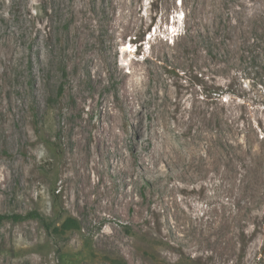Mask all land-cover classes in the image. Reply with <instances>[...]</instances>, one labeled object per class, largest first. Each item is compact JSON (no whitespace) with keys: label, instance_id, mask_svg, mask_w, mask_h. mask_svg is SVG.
<instances>
[{"label":"rangeland","instance_id":"374dc122","mask_svg":"<svg viewBox=\"0 0 264 264\" xmlns=\"http://www.w3.org/2000/svg\"><path fill=\"white\" fill-rule=\"evenodd\" d=\"M205 114L257 191L230 201L218 257L160 202L173 163L153 167L144 145L160 117L187 140ZM203 179L176 192L185 210L208 206ZM31 211L81 229L4 220L0 264H264V0H0V214Z\"/></svg>","mask_w":264,"mask_h":264},{"label":"bare ground","instance_id":"6f19581e","mask_svg":"<svg viewBox=\"0 0 264 264\" xmlns=\"http://www.w3.org/2000/svg\"><path fill=\"white\" fill-rule=\"evenodd\" d=\"M212 117H213L212 114L210 115L205 114L203 121L201 122V125L199 126V129H196L198 131L195 132L191 136V138L187 140H183V139L178 140V137H176L175 135L176 133L174 132L175 131L177 132L179 128L177 129L176 127H174L171 124L168 117H160L158 122L154 124L152 134L146 136L147 142L144 145L150 147V149L147 147L149 149L147 152V156L150 160L148 162H150L153 165V167L156 168V165H158L160 161L164 159L170 160L171 163H173V170L170 173V179L173 184H171V186L168 185V188L166 191L167 194H165L166 192L164 194H161V193L159 194L160 202L164 204L170 210L172 214V218L174 217L180 218L178 221L181 220V223L183 225L182 230L188 233L186 236L189 235L190 243H192L196 249L209 250L215 253L216 256L218 257L219 254L223 253L226 250L224 244L222 243L223 241L219 240L221 233L231 226L236 227L235 225L237 224L238 219H239L238 218L239 213H240L239 209L238 211L237 209L235 211H233L234 209L231 210V208L229 207L230 201L234 203V202L241 201V199H243L244 197L246 199L250 198V195L254 193L253 188L255 185L253 186L254 175H252L251 173L253 168H249L248 170L245 169L247 171L243 170L245 171V173H242L238 171V168L234 164H232L231 162L229 163L227 160H226L227 166H224L222 164V162L224 161V160L223 161L221 160L223 155L221 154L222 152H220L219 154V147L217 145V141H219V137L214 138L213 136L215 132H213L214 134L212 135L211 130H210ZM135 147L136 145L134 146V148ZM135 150L137 149L135 148ZM250 165H251V162H250ZM121 169L123 170L125 177H128V179L129 177L133 179L135 176H138V174L141 173L139 169L138 170L134 169V167L131 168L129 164L128 165L125 164L124 166H122ZM158 170L159 168L157 169V171ZM203 178L211 179V181L213 182L214 190H215L214 191L212 189L213 190L212 192L214 193H211V194L206 193L204 196L203 200L207 202L206 204L208 206L207 207L205 206L206 207L205 209L201 208L202 213H195L196 211L191 212V211L185 210L181 206L180 200H177V198L175 197V194H177L176 192L179 190H188V189L193 190L194 188H190V184L191 183L193 184L199 181V179H203ZM125 181H127V179ZM164 185H167V181H164ZM203 186L205 185L202 184L201 187ZM130 195L131 194L128 195V193L125 192L123 196L124 206L132 205L135 202L137 205V201H135L133 196H130ZM225 195L229 196L232 200L230 199L229 201L220 200L221 196H225ZM257 196H258V193H257ZM113 201L116 202L115 199ZM119 202L121 203L122 200H120ZM112 203L114 204V202ZM184 204L185 203H183L182 205ZM234 204L236 205V203ZM192 206H194V203L192 204ZM245 209L246 208L244 207V210ZM112 211L118 214L117 216H120L121 213L123 214L121 209H116V210L113 209ZM141 211L142 209L139 206L135 212L139 215L141 214ZM197 211L199 210L197 209ZM166 222H167V226L170 227V231H172V233H174V235L177 236L178 233L176 232V229L173 228L174 226L172 227L171 222L169 220H166ZM185 232H183V234ZM180 238L182 237L179 236V239ZM188 249H191V248L188 247Z\"/></svg>","mask_w":264,"mask_h":264},{"label":"trees","instance_id":"16d2710c","mask_svg":"<svg viewBox=\"0 0 264 264\" xmlns=\"http://www.w3.org/2000/svg\"><path fill=\"white\" fill-rule=\"evenodd\" d=\"M61 91L62 90H60L59 93H61ZM56 148L58 149V147H56ZM25 218L39 219L47 231L57 233V234H65L71 230H80L81 229V222L76 217L68 216L60 224L55 225V222L53 220H50V219L42 216L38 211H31L26 215H22V214H13V215L0 214V224L4 220H8V219L20 221V220H23ZM109 262H110V264H128L126 261H124L123 259H119V258H109Z\"/></svg>","mask_w":264,"mask_h":264}]
</instances>
